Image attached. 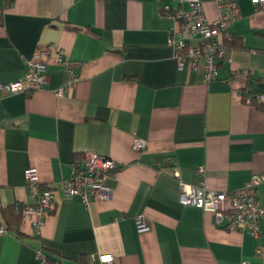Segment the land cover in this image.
Wrapping results in <instances>:
<instances>
[{
  "label": "crops",
  "instance_id": "obj_1",
  "mask_svg": "<svg viewBox=\"0 0 264 264\" xmlns=\"http://www.w3.org/2000/svg\"><path fill=\"white\" fill-rule=\"evenodd\" d=\"M167 6L179 0H0V83L22 77L28 59L47 74L29 93L0 87V264H39L38 248L60 264L101 253L114 264H264V224L254 238L179 201L180 180L227 191L264 171V100L255 98L264 95V7L239 0L226 57L205 82L202 64L178 67ZM204 12L217 16L214 0H204ZM49 43L78 74L62 94L55 91L68 74L56 54L33 56ZM136 137L147 142L141 152L131 148ZM86 152L118 168L104 179L109 195L84 204L61 183ZM158 157L173 163L156 168ZM30 166L39 191L51 189L56 201L38 231V215L21 210L35 203L24 176ZM6 207L20 212V235L7 228ZM136 217L149 229L137 231Z\"/></svg>",
  "mask_w": 264,
  "mask_h": 264
},
{
  "label": "built area",
  "instance_id": "obj_2",
  "mask_svg": "<svg viewBox=\"0 0 264 264\" xmlns=\"http://www.w3.org/2000/svg\"><path fill=\"white\" fill-rule=\"evenodd\" d=\"M255 9L264 7V0H253ZM186 3L184 8L182 3ZM217 10L215 18H208L204 12V0H179L177 7H164L163 13L173 19L168 31L167 43L172 47L174 58L180 69L188 65L196 70L200 64L203 67V80L208 82L217 77L220 60L226 57L227 42L231 36L227 33L228 25L241 17L239 0H214ZM54 52L58 63L62 64L68 74L67 81L56 89V94H62L72 88L78 80L76 70L70 65L64 50L56 43H49L45 49H36L34 57ZM247 73L246 70L243 71ZM45 65L37 60L28 59L27 67L18 80L2 84L8 92L29 93L42 87L46 81ZM264 100V95L255 97ZM245 100H255L253 96H245ZM147 147L142 137L133 139L131 148L141 152ZM118 168L117 162L104 155L86 152L82 160L74 159L70 163V176L61 183V188L67 196H77L84 204L91 199L106 197L110 187L105 184V177L111 175ZM198 175L203 178V165L197 167ZM175 174V173H174ZM26 186L35 195L34 205L22 206V214L34 212L38 215L35 228L38 231L42 224L43 215L55 207V195L51 189L39 191V179L35 167H27L24 171ZM264 181V171L253 173L245 183L236 189L216 191L208 188L203 179L198 183L179 181V201L184 205H192L212 213L214 222L218 225L248 232L257 238L262 232L264 224V195L258 191V185ZM137 231L149 229V224L142 218L136 217ZM5 232L0 228V233ZM257 250H259L257 248ZM35 257L39 264H60L50 261L40 249L35 250ZM114 256L101 253L98 257L90 254L86 260L77 264H114ZM240 264H247L242 260Z\"/></svg>",
  "mask_w": 264,
  "mask_h": 264
},
{
  "label": "trees",
  "instance_id": "obj_3",
  "mask_svg": "<svg viewBox=\"0 0 264 264\" xmlns=\"http://www.w3.org/2000/svg\"><path fill=\"white\" fill-rule=\"evenodd\" d=\"M12 2V0H7V4H10ZM233 45L237 46V45H241V42L239 40H233L232 42ZM243 98H245V96L243 95ZM172 162V158H168V157H158L154 160V166L156 168H160L162 166L171 164ZM2 216L5 220V223L7 225V228L10 230H13L17 235H20L19 232V219H20V212L19 211H15L13 207H6L2 209ZM48 257V255H47ZM48 259L52 262L53 259L48 257Z\"/></svg>",
  "mask_w": 264,
  "mask_h": 264
}]
</instances>
